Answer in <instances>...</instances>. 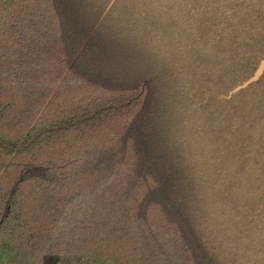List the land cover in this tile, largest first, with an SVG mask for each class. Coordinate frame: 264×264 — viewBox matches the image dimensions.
<instances>
[{"label":"trees","instance_id":"obj_1","mask_svg":"<svg viewBox=\"0 0 264 264\" xmlns=\"http://www.w3.org/2000/svg\"><path fill=\"white\" fill-rule=\"evenodd\" d=\"M264 0H0V264H264Z\"/></svg>","mask_w":264,"mask_h":264},{"label":"water","instance_id":"obj_2","mask_svg":"<svg viewBox=\"0 0 264 264\" xmlns=\"http://www.w3.org/2000/svg\"><path fill=\"white\" fill-rule=\"evenodd\" d=\"M264 71V61H262L259 65V67L257 68V70L255 71V73L253 74V76L248 79L246 82H244L241 86L237 87L236 89H234L230 94H235L237 93L238 91L242 90V89H245L248 85L252 84V83H255L259 78L260 76L262 75Z\"/></svg>","mask_w":264,"mask_h":264},{"label":"rangeland","instance_id":"obj_3","mask_svg":"<svg viewBox=\"0 0 264 264\" xmlns=\"http://www.w3.org/2000/svg\"><path fill=\"white\" fill-rule=\"evenodd\" d=\"M48 262H49L50 264H56V259L51 258V259L48 260Z\"/></svg>","mask_w":264,"mask_h":264}]
</instances>
